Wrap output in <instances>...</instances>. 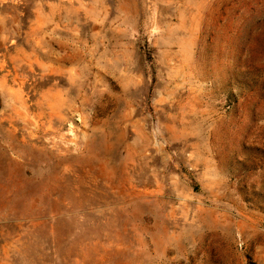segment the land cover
Listing matches in <instances>:
<instances>
[{
    "label": "rangeland",
    "instance_id": "1",
    "mask_svg": "<svg viewBox=\"0 0 264 264\" xmlns=\"http://www.w3.org/2000/svg\"><path fill=\"white\" fill-rule=\"evenodd\" d=\"M0 264H264V0H0Z\"/></svg>",
    "mask_w": 264,
    "mask_h": 264
}]
</instances>
